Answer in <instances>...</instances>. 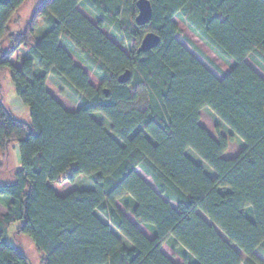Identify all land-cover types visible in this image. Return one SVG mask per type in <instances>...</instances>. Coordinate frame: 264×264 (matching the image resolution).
<instances>
[{
  "label": "trees",
  "instance_id": "obj_1",
  "mask_svg": "<svg viewBox=\"0 0 264 264\" xmlns=\"http://www.w3.org/2000/svg\"><path fill=\"white\" fill-rule=\"evenodd\" d=\"M26 1L0 0V73L10 72L31 115V123L18 121L0 95V198L7 200L0 264H30L8 242L14 224L17 235L32 239L42 264H175L164 244L180 250L186 264H264L257 255L264 256V78L246 63L264 73V0H148L153 18L142 27L135 23L139 0H44L23 31L12 30ZM79 5L96 15V25ZM176 17L234 63L230 73L220 72L219 80L177 40ZM40 20L48 32L36 41ZM105 28L131 52L106 37ZM149 33L160 44L139 54ZM62 40L102 81L100 88ZM127 71L131 80L120 84ZM49 75L78 99L77 111L48 92ZM206 108L244 141L236 158H224L233 138L216 140L201 126ZM96 113L108 119L111 132ZM12 146L17 167L10 163ZM81 176L94 188L62 196L59 190Z\"/></svg>",
  "mask_w": 264,
  "mask_h": 264
},
{
  "label": "rangeland",
  "instance_id": "obj_2",
  "mask_svg": "<svg viewBox=\"0 0 264 264\" xmlns=\"http://www.w3.org/2000/svg\"><path fill=\"white\" fill-rule=\"evenodd\" d=\"M44 0H27L22 8L17 12L15 17L10 22V28L15 31H23L27 22L31 19L33 12L35 9L43 2ZM78 12L86 17L91 23L94 25L97 24L96 15L90 12L84 5L77 6ZM176 23L178 24L181 33L177 36V40L193 55L195 56L210 72H212L219 80L222 79L220 72L230 73L232 68L234 67V63L223 58L217 51H215L212 47H210L207 43H205L200 37L195 35L185 24L182 23L180 17L175 18ZM48 32V27L45 22L39 21V27L35 31L36 41L41 40V38ZM102 32L108 37L110 40L115 42L125 53L129 54L131 52L130 46L127 43H123L120 41L114 32L110 29H102ZM189 39L200 51H202L203 55L206 58L200 56L191 46L188 44L187 40ZM61 46L68 52V54L72 57L73 62L76 66L81 67L86 74L89 76L90 83L95 88H100L102 85V81L95 75V73L91 70V68L86 65L77 53L69 46V44L65 41H61ZM26 51V50H25ZM211 61L215 68L208 63ZM15 65L17 64V57L13 60ZM246 63L250 65L261 77L264 78V73L260 71L250 59L246 60ZM49 89L51 93L56 96L62 106L70 112H75L79 108L78 99L66 88H55L53 84H50ZM50 93V92H49ZM0 95L2 96L3 102L7 105V107L12 111L13 116L18 121L24 123H31V115L30 111L25 108L20 99L17 97L13 82L11 80L10 72L6 71L4 73H0ZM211 109L206 108L202 111L201 118V126L206 128L209 134L216 140L220 136L226 138H233L232 134L225 128L220 129L223 126L220 122L216 121ZM216 117V116H215ZM94 118L100 122L105 124L106 130L111 132V124L108 119L100 114H94ZM220 127V128H219ZM222 130V131H221ZM221 131V134H220ZM243 150L242 143L238 140H232L229 144V148L226 153V159L236 158ZM10 163L13 167H17L20 165L21 160L18 152L15 150V146H12L9 150ZM188 156L196 160L199 164L203 165L206 168L209 166L197 155L194 151L189 150ZM0 160H2V155L0 154ZM210 169V168H209ZM153 185V184H151ZM93 183L89 182V180L85 178H81L76 181L74 184H68L66 187L63 186L59 190L62 196L66 195L69 192L73 191H81V190H91L93 189ZM7 200L0 198V216L6 213ZM119 206L123 209V205L119 204ZM128 217H131L130 213H127ZM19 224H14L11 226L8 242L12 247L18 248L23 254L26 255L29 259L30 264H42V254L38 252L36 249L32 239L27 235H17L15 233ZM125 239V238H124ZM166 254H168L169 258H173V262L175 264H186L184 259L181 256L180 250H174L168 244L162 249ZM257 255L263 259L264 256L257 252ZM172 256V257H171Z\"/></svg>",
  "mask_w": 264,
  "mask_h": 264
},
{
  "label": "crops",
  "instance_id": "obj_3",
  "mask_svg": "<svg viewBox=\"0 0 264 264\" xmlns=\"http://www.w3.org/2000/svg\"><path fill=\"white\" fill-rule=\"evenodd\" d=\"M254 64V63H253ZM250 66V65H249ZM256 66V65H255ZM251 67V66H250ZM257 67V66H256ZM252 68V67H251ZM258 68V67H257ZM253 69V68H252ZM259 69V68H258ZM254 70V69H253ZM260 71H262L261 69H259ZM255 71V70H254ZM256 72V71H255ZM257 73V72H256ZM35 74L37 75V76H41L42 75V72L39 70V68L36 66V68H35ZM258 74V73H257ZM263 78V77H262ZM50 84H53L54 86H55V88H65L53 75H49L48 76V79H47V83H46V87H47V90H48V92H50V94L58 101V102H60L59 101V99L56 97V96H54L52 93H51V90L49 89V87H50ZM61 104V103H60ZM62 105V104H61ZM203 111V110H202ZM211 115H213L214 116V113H210ZM201 118H202V112H201ZM214 118L216 119V121H218L219 119L217 118V117H215L214 116ZM218 122H220L221 124H223V126L224 127H222V128H220V129H223V128H225V129H227L231 134H232V137L234 138V140H236V141H240L241 143H242V145H243V149L245 148V143H244V141L242 140V139H240L239 137H237L233 132H232V130H230V128L228 127V126H226L221 120H219ZM200 124H201V122H200ZM204 128V127H203ZM206 129V128H205ZM222 131V130H221ZM221 131H220V134H221ZM15 150L18 152V147L17 146H15ZM227 153V152H226ZM226 153L224 154V158L226 157ZM187 155H188V152H187ZM189 157V156H188ZM190 158V157H189ZM191 160H193L196 164H198V165H200V166H202L203 168H204V171L211 177V178H215L216 177V173L214 172V170H212L210 167V169L209 168H206V167H204L203 165H201V164H199L196 160H194L193 158H190ZM226 159V158H225ZM137 171V173L139 174V176L141 177V178H143L144 180H145V182H147L152 188H154L155 190H156V187H155V184H154V182H153V180H152V178L151 177H149L148 175H146L141 169H137L136 170ZM81 178H85V176H81V177H79L76 181H78L79 179H81ZM87 178V177H86ZM88 180H89V182H91V184H92V181L89 179V178H87ZM151 184H153V185H151ZM166 201H168V200H166ZM171 204H172V206L174 207V208H176V205H175V203H173V202H171V201H169ZM247 214H248V210H247ZM131 215V217H128L127 216V213H126V216L133 222V223H135L136 224V220L134 219V217H133V215L132 214H130ZM248 216H249V214H248ZM203 217L205 218V219H207L204 215H203ZM250 219H252V217H249ZM103 221L104 222H108L105 218H103ZM209 223H210V221H208ZM137 227L149 238V239H154V235H153V233H152V231L150 230V228H148L147 226H145V225H140V224H137ZM223 237H224V235H222ZM124 241H125V245L127 246V247H131V245H130V243L128 242V241H126L125 239H124ZM167 244H164L163 246H162V248H161V250L163 249V247L164 246H166ZM162 252L169 258V256H168V254H166L163 250H162ZM172 257V256H171ZM262 259V258H261ZM171 260L173 261V258H171ZM263 260V259H262Z\"/></svg>",
  "mask_w": 264,
  "mask_h": 264
},
{
  "label": "water",
  "instance_id": "obj_4",
  "mask_svg": "<svg viewBox=\"0 0 264 264\" xmlns=\"http://www.w3.org/2000/svg\"><path fill=\"white\" fill-rule=\"evenodd\" d=\"M136 8L138 11L137 17L135 18L136 25L139 27L148 25L153 18V9L151 3L148 0H139L136 3ZM159 44L160 38L153 33H149L141 42L137 52L139 54H146L158 47ZM131 78L132 73L127 71L119 77L118 82L120 84H126L131 80ZM105 93L108 94L107 90H105Z\"/></svg>",
  "mask_w": 264,
  "mask_h": 264
}]
</instances>
